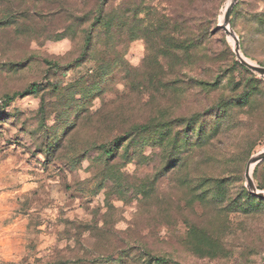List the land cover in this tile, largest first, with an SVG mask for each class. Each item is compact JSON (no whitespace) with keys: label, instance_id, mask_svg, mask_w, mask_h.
I'll use <instances>...</instances> for the list:
<instances>
[{"label":"rangeland","instance_id":"rangeland-1","mask_svg":"<svg viewBox=\"0 0 264 264\" xmlns=\"http://www.w3.org/2000/svg\"><path fill=\"white\" fill-rule=\"evenodd\" d=\"M229 2L0 0V264H262L264 208L246 207L244 171L264 151V96L196 149L209 117L191 132L184 121L219 91L161 88L162 55L150 53L181 28L217 27L214 64L238 61L219 27ZM263 19L264 0L230 11L260 66ZM230 68L219 87L244 77ZM253 172L264 192V159Z\"/></svg>","mask_w":264,"mask_h":264},{"label":"trees","instance_id":"trees-1","mask_svg":"<svg viewBox=\"0 0 264 264\" xmlns=\"http://www.w3.org/2000/svg\"><path fill=\"white\" fill-rule=\"evenodd\" d=\"M100 8H103V6L101 5ZM101 11L103 10L101 9L99 13ZM123 16H125L124 12L121 13V24L117 27L118 30L115 29L118 33H120L124 27V22L122 19ZM261 24L264 27V19ZM109 30L112 37L113 31H111V28ZM217 30V27H214L211 30L193 27L181 28L179 32L181 33V36H183L182 39L175 41L173 40L170 43L168 40H164L163 43L157 44L158 52H155V49L157 50L156 46L151 45L150 47L151 55H153V53L162 55L163 61H160L157 68V73L159 72L160 77L163 80L160 81L161 88L174 87V89L177 88L181 92L185 93L188 88H197V85H201L204 87V90H206L207 93L211 92L212 94H215L216 91H219V94H216L217 96L215 95L216 97L214 99L204 105V111H194L189 115V119L184 118V122L194 121V123L188 126L191 129H189L190 131L187 132H191L195 130V125L198 123V118L204 116L207 119L209 117L207 121L200 122V127L203 126L204 133L207 134L205 141H202L200 137L196 139L192 146L190 145L196 149H199L203 145L207 144V142H209L222 127L233 128L236 125L237 121L234 117L236 115V113H234L235 109H240L246 105H250L252 108L256 109L257 104L264 96V83H262L260 79H257L254 73L246 69L243 65L239 64L238 61L233 60V62L219 63L217 65L214 64L217 62V60H219L218 54L217 52L211 50V41L208 40L210 36L217 32ZM90 37V35H87L85 38V45L89 44ZM240 49L245 53L247 51V46L245 44L243 46L242 43V45L240 44ZM230 66H237L243 70L244 77H242L241 80L237 82L230 80L229 86L224 89L223 87H219L220 82L218 79L221 75V72H228L231 70ZM204 71H208L212 75L213 72H216L214 73V78L211 80L201 79L198 82H193L195 79H192L191 76H188L189 82H185L184 79L182 80V78H184L183 76L185 75L191 73L198 75V72L202 73ZM169 75L172 77L170 81L167 80V76ZM224 91L227 93L223 94ZM175 118L176 117H172L170 120L166 121V123L162 124L159 129H165L168 131L169 129H172ZM147 127L153 129L158 126L148 125ZM200 127L196 133L203 131L200 130ZM142 128H146V126H142ZM126 134L128 135V132L125 133V135ZM166 135H169V133ZM166 135L159 137L160 147L171 145V143H169L167 140H164L167 137ZM177 135L178 137L180 136L179 133ZM177 145H180L179 140L176 141L175 146ZM244 202L247 208L254 207L256 210H262L264 208V199L258 198L254 195L247 196V198L244 199Z\"/></svg>","mask_w":264,"mask_h":264},{"label":"water","instance_id":"water-1","mask_svg":"<svg viewBox=\"0 0 264 264\" xmlns=\"http://www.w3.org/2000/svg\"><path fill=\"white\" fill-rule=\"evenodd\" d=\"M237 0H230L228 6L226 7L224 14H223V19H222V23L219 25V27L221 29H223V31L225 32L226 35H228L229 37L232 38L233 41V51L234 54L236 56V58L238 59V61L244 65L246 68H248L249 70L258 73L259 75H261L262 77H264V66H260L257 64H254L252 62H250L242 53L241 49H240V44H239V39L237 37V35L232 31L230 25H229V21H230V11L233 7V5L236 3ZM264 159V151H262L261 153L251 157L245 166V171H244V176H245V180H246V184L248 189L250 190V192L261 199H264V192L260 191L257 189L256 185L254 184L253 178H252V172H253V168L256 164H258L260 161H262ZM262 264H264V259Z\"/></svg>","mask_w":264,"mask_h":264},{"label":"bare ground","instance_id":"bare-ground-1","mask_svg":"<svg viewBox=\"0 0 264 264\" xmlns=\"http://www.w3.org/2000/svg\"><path fill=\"white\" fill-rule=\"evenodd\" d=\"M229 38H231V37H229ZM232 39V38H231Z\"/></svg>","mask_w":264,"mask_h":264}]
</instances>
